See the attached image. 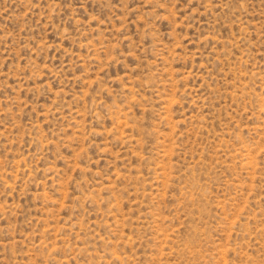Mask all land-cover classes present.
Returning <instances> with one entry per match:
<instances>
[{
  "label": "rangeland",
  "instance_id": "374dc122",
  "mask_svg": "<svg viewBox=\"0 0 264 264\" xmlns=\"http://www.w3.org/2000/svg\"><path fill=\"white\" fill-rule=\"evenodd\" d=\"M0 264H264V0H0Z\"/></svg>",
  "mask_w": 264,
  "mask_h": 264
}]
</instances>
